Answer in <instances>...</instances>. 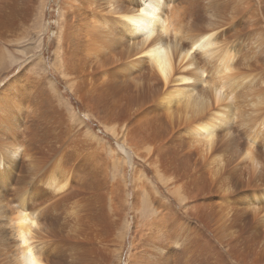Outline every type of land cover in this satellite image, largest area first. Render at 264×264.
<instances>
[{
  "label": "bare ground",
  "instance_id": "1",
  "mask_svg": "<svg viewBox=\"0 0 264 264\" xmlns=\"http://www.w3.org/2000/svg\"><path fill=\"white\" fill-rule=\"evenodd\" d=\"M29 2V0H0V64L7 62L11 66L18 61L16 56H12L9 52L6 43L14 46L19 42L13 37L19 27L24 25L26 17L29 15L26 13ZM257 2L258 5H255ZM257 2L251 0L63 1L54 61L62 69L60 80H65L67 91L74 96L76 103L89 112L96 114L107 112L115 119L118 118V115L122 117V114L126 113L136 115L148 111L145 119L150 120L155 116L160 120L164 119L162 122L167 127L162 130L165 135L172 132L169 141L172 148L184 150L186 155L188 154L186 156L188 162L190 157L194 159L195 156H198L199 158L200 169L199 167L194 168L193 176H189V179L192 178L191 182L196 183L195 186H191L192 197L189 196V199L180 196L176 182L171 184L172 188H168L164 179H159V182L165 186L167 192L177 199L175 201L180 204L179 209H183L190 216L189 219L198 220V224L199 220L203 222L202 225L208 235L210 234L215 239V245L210 242V238L207 239L203 236L204 232L202 233L200 228H193L190 223L174 216L177 211L167 205L168 202L165 205L160 201L158 206L152 204L153 207L148 203L146 205L148 211L139 201V204H134L133 207L131 205L133 212L138 213L134 218L135 225L140 226L139 228L136 226L137 235H139L138 242H136V237L134 238L136 235L132 236L131 244L136 253L129 255L128 264H143L142 258L145 255L154 259L145 264H224L226 260L224 263L219 262V257L221 259L223 254L215 249L216 245L225 246L228 248V250L225 249L227 252H231V249L235 248L237 251L231 254L238 258L241 264H264V159H262L261 153V148L264 147V117H262L264 115V95L261 92H256L254 101L251 103L252 106L249 104L250 109L247 110L252 112L248 116L251 118L249 120L257 123L252 128L247 147L240 150L238 158L232 159L229 156L231 149H227V144L230 141L223 135L230 128V121L233 119L231 116L236 115V113H231L234 100L241 96L240 93L250 92L254 82L250 78L252 75L246 76L245 73H238L239 69H236L235 58L237 59L239 52L234 46L231 47L232 45L225 42V38L223 39L225 33L219 32L221 24L227 22L231 23L229 26L234 28L237 25L239 28H237L238 32L235 31V28L233 30L236 40L244 29L250 30L253 34L256 33L259 30L257 26L260 24L253 9L256 7L258 10L260 7V12H264V0H257ZM242 43L237 40L236 48L242 49ZM28 70L24 67L16 74L15 79L22 80L21 83H18L19 85L24 86L28 79L33 80L26 78ZM44 76L41 75L39 78ZM12 83L17 82L8 81L3 85L0 89V99L3 97L4 89H8ZM46 85H48V91H51L49 97L59 100L57 89L52 86V83H46ZM37 86L33 92L35 100L32 102V106H34L36 101V111L32 112V116H26V123L23 124L25 127L18 126V123L23 121L17 120L19 115L17 112H14V115L8 114L3 118L0 117V186L5 181L11 183V176L15 171H18L17 176H19L17 180L15 179V184L21 183L23 179L21 172L29 176L42 172L31 183L33 191L29 195L30 201H34L37 195L45 196L44 199L52 198L51 202H54L53 198H57L58 201L65 194L78 196L84 189H82L83 184H72L73 176L70 178V173L64 171L67 167L63 171H58L60 170L58 169L59 161L63 156H58L51 169L39 168L40 162L42 164L46 162L40 161L39 156L37 158L34 149L40 143L39 149L36 148V150L41 154L48 151L44 150L42 142L45 138L44 133L50 131V128L47 126V130L44 126L45 132L42 133L43 130L39 127V121L42 120L37 119L43 114L50 115L52 112L49 111L50 107L47 104L50 102L49 100L47 102L46 95H44L47 90L44 93L42 83L40 85L37 83ZM236 90H238L237 94ZM27 106L29 107V105ZM57 106L59 105L57 104ZM45 107L46 109H44ZM118 110L121 112H116ZM236 110H240V107H236ZM240 113H243L244 116L245 112L243 110ZM242 115L240 116L242 117ZM150 116L152 117L150 118ZM122 119L123 117L118 118V120ZM28 122L33 123L35 128L33 133H30V127L26 126ZM248 128L250 130V127ZM108 130L113 135V129L108 128ZM64 131L69 134L68 129ZM182 132L183 135L180 136L182 138L184 136L186 141L180 136L175 137V133L181 134ZM172 134L175 135V138L172 137ZM47 135L46 137H48ZM72 140L71 143L75 146L80 142ZM146 142V140H141L139 144L141 149L143 147L145 150ZM174 142L176 145L173 146ZM58 144L57 142L55 145L48 146L55 148ZM48 146L46 147L48 148ZM51 151L53 153V149ZM47 154L49 153L46 152ZM79 154H82L81 151ZM34 155L36 156L34 157ZM67 156L65 157L67 158ZM45 157L48 159L47 156ZM67 160L70 159L67 158ZM77 160L79 161V159ZM46 166L48 165L46 164ZM190 169L189 171H191ZM102 170L100 175L95 173L91 175L94 180L91 186L95 188V185L99 190L98 181L102 179V183H105L102 193L105 205L103 204L102 209L99 207L90 208L92 211L89 209L88 215L92 220L88 227L81 223L80 212L76 211V207L79 205L73 208L74 211L69 217L72 226H68V232L63 230L62 224L67 226L70 222H63L60 228L51 227L50 224L44 225L45 214L41 209L34 207L30 211L25 207H19L24 209L17 208L18 210L12 209L9 216L5 217L7 219V229L3 231L5 241L0 243L3 246V253V249L8 250L5 251L7 264H65L63 263L65 256L68 259L66 264H103L105 253L109 252L107 244L114 243L112 239L108 241L106 238H110L121 220L125 221L126 199L121 191V178L116 175L113 179L115 182H110L108 177L105 180V169L104 174ZM156 170L155 172L158 174L160 169L156 168ZM5 174H8V178L3 179L2 176ZM83 174H80V178L84 177ZM133 174L135 176L136 170ZM77 175L79 176V174ZM86 177H84L85 180ZM136 178L135 180H137ZM104 180L105 182H103ZM141 180L139 186L145 190V180ZM189 181L188 183H191ZM96 182L98 183L95 184ZM5 185L7 186V184ZM245 188L249 190L247 195L241 191ZM84 191L86 190L84 189ZM207 191L211 197L213 194L211 192L215 191L216 197L222 199V203L218 204L216 201L215 203H206V201L204 203L202 201L204 204H198L200 201L197 199L199 198L198 192H202L203 197H206ZM150 192L148 189L144 195L152 203L156 200L152 199L153 192L149 194ZM136 193L138 194V192ZM88 194H90L89 191ZM239 195H243L242 198ZM83 198L81 196V199ZM136 199L137 195L134 197V200ZM62 200H60L61 203H63ZM85 201L87 200L85 199ZM68 202L70 203L69 199ZM68 202L67 206L75 203V201L70 204ZM93 204L95 205V203ZM72 207L74 206L72 205ZM67 208L71 209V207ZM43 209V211L47 210L46 207ZM160 212L175 217V222L166 220L163 217L164 213L160 214ZM67 213L65 214L67 215ZM61 216L63 215L61 214ZM138 218L143 219L138 220ZM89 230L93 234L94 239L92 240L87 239ZM50 237L58 238V241H53L54 239L52 240ZM85 241L86 243L95 241L97 249L85 248ZM64 243L67 246H64ZM62 249L67 253L63 254ZM211 249L213 255L214 252H218V256L213 260L215 262H211V255H208V250ZM222 259L225 258L222 257ZM6 261H4L5 264Z\"/></svg>",
  "mask_w": 264,
  "mask_h": 264
},
{
  "label": "rangeland",
  "instance_id": "2",
  "mask_svg": "<svg viewBox=\"0 0 264 264\" xmlns=\"http://www.w3.org/2000/svg\"><path fill=\"white\" fill-rule=\"evenodd\" d=\"M29 1H30L29 6L26 9V13L29 14L26 17L27 21L25 20L24 25L21 28L19 27L15 37H13L14 40H18L19 42L17 44H15L14 46H10L8 43H6V46L8 47L9 52L12 54V56H14V57L16 56L18 61L16 63L12 64L11 66L7 62L3 63L4 65L0 64V89L8 81L17 82V83H12V85L8 89H4L3 97L0 99V117L3 118L4 116H6L8 114L14 115V112H17V114H19L21 116L20 117L18 115L17 120L23 121V122L18 123V126L19 127L20 126L25 127V126H23V124L26 123V120H25L26 116L27 115L32 116V112H34V110H35L36 101L34 102V106H32V102L35 100V98L33 97V92L38 87L37 83L39 85H40V83H42L44 93L47 90V93H45L44 95H46L45 98H47V102H48V100L50 102L47 104L51 108V109L49 108V111L52 112L53 118H52V114H50V115L43 114V115H41L42 117H39L37 119V120H42V121H39V127H41L40 128L41 130H43L42 133L45 132L44 126L47 128V130H48V127L50 128V131L48 130V131H46V133H44L45 138L42 142L43 146H44V150L45 149L48 150L46 152L49 154L46 155V152H45V154L44 153L41 154L40 152L37 151L39 149L40 143L37 144L35 146V149H34L35 154H37V158L39 156L40 161H43V163L46 162L44 164H42V162H40L39 168L43 167L44 169L49 170V169H51L52 165L54 163H56L58 156H63L62 160H60L62 162L60 163V161H59L58 169H60V170H58V171L59 172L63 171V169L65 167H67V168H65L66 170L64 169V171H66V173L67 172L70 174L72 173V175L69 174L70 178H72V176H73L72 184L73 185H76L79 183L83 184L82 189L84 188L86 191H84V189H83V191L80 192V194L78 196H75L72 194H65V196H62L63 200H62V198H60L57 201L56 200L57 198H53L54 202H51V201H53V200H51L52 198H47V199L45 198L44 199L45 196L42 197L41 195L35 196L34 201L33 200L30 201L29 195L33 191L31 189V186H32L31 183L42 172L39 174H35V175L33 174L34 176H29L28 174H23L21 172V176L23 177V179H22L21 183L15 184L14 183L15 179L17 180V178L19 177V176H17L18 171H15L13 173V176H11V180H10L11 183L9 181H5L6 183L4 182L3 183L4 185L2 184V186H0V243L5 241L3 231H4V229L5 230L7 229V223H6L7 219L6 218L9 216L12 209H14V210H16L17 208L18 209H24V208H19V207H25V209L28 211H30L32 207L41 209L42 212L45 214V217H44L45 218L44 219L45 224L44 225L47 226L50 224L51 227L53 226L56 228H60L61 224L63 222H68V223L70 222L69 217H71V213H72V211H74L73 208H75L76 206L79 205L78 207H76V209H77L76 211L80 212L79 216H81V218H82L81 223L88 227L90 225V221L92 220L91 217L88 215L89 209L90 208L96 209L97 207L102 209V207L105 205L103 198H102V193L104 192V189H105V183H102V181H101L102 179L98 181L99 183L98 182L95 183V184L98 183V185L100 184L99 190H98L97 186L94 185L95 188L97 187L96 189L91 186L93 181H94V180H92L91 175L94 173L97 175H100L101 174L100 171L103 169L102 173L103 174H104V172L106 173L105 180L108 177L110 182H115V180H113V179H114V176H116V175L119 178H121V182H122L121 191L123 193L124 199H126V204H125V209H126L125 210V213H126L125 217L126 218H125V221L121 220L118 223V226H117L115 232L111 234L109 239L106 238V240H108V241H110L112 239L114 241V243L112 244L111 242H109L107 244L106 247H107V249H109V252L105 253L106 257L103 261V264H105V263L106 264H128L129 263V257L132 254L136 253V251L133 250L134 247L132 246L131 243H132V238H133L132 236H134V235H136V236H134V238L136 237L135 238L136 242H138L137 240L139 239V237H138L139 235H137V227L139 228L140 225H135L134 218H135L136 214H138V213L137 212L134 213L131 208L133 207L134 204L135 205L137 203L139 204V201L142 202L141 205L145 208H146V205H148V203H150L149 206H151L152 204L156 206L158 203H160V201H161V203H163L165 205H166V202H168L167 205H170V207L173 208L174 211L175 210L177 211V214H175L174 216L181 218L182 220H184L187 223H190V225L193 228H196V227L200 228L202 233L204 232L203 236L207 237V239L210 238V240H211L210 242H212L215 245V239H213L210 234L208 235L207 231L205 230V228L202 225L203 222H201V220H199L200 222L198 224L197 223L198 220L192 221L191 219H189L188 217H190V216H188V214L183 209H179L180 204H178L177 201H175L177 199H175L173 195H171L169 192H167V190L165 189V186L161 182H159V179H164V182L166 184H168V188L169 187L172 188L173 185H171V184L176 182L180 196L189 199V196L192 197L191 186L193 187L196 185V183L191 182L192 178L190 177V179H191L190 180L189 176H193L192 170L194 168L199 167L198 156H195L197 158L194 157V159H192V157H190V161L188 162L186 159V156H188V154L186 155L184 150L181 151V149L177 150V148H172L171 143H169V141L171 140V133L172 132L169 135H165L164 130H162L163 128L167 127V125H165L162 122L164 119L160 120L159 117H157V116H155L152 119H150L152 117V116H150V118H149L150 120H148L147 118L145 119V116L148 114V111L141 113V114H136V115H128L127 113L122 114L123 119L118 120V118H122L119 115L117 116L118 118L115 119L112 116H110V114L107 112H104V113L100 112V113L96 114L95 112L87 111L83 106H80L79 103H76L74 96H72L67 91V86L65 85V80L64 79L60 80L62 77V75H61L62 69L60 68V65H57L54 61L56 50H57L56 36L58 37V35H59L58 27H59V23L61 22V16L60 15H61L62 10H63L62 7H63V1L64 0H29ZM251 1L257 2V0H251ZM255 5H258V2ZM262 5H263V3H262ZM255 8L253 9L254 10L253 12L255 15L256 14L258 15V16L256 15V17L259 18L258 21H259L260 25L257 26L259 28V30L253 34L252 32H250V30L248 31V29H244L246 31V33L243 30L241 33V36H237L238 37L237 40H240L243 42L242 43L243 45L241 47L242 49L236 48L237 45H235V42H237V40L235 38L236 36H233V32H235V31L238 32L237 30L239 28L237 27V25L234 27L236 29L235 31H233L234 30L233 27L229 26L231 23H227V22L221 24L222 28L220 27V29H219V32L225 33V37H223V39L225 38L224 39L225 42L230 44V46L232 45L231 47L234 46L236 51L239 52L237 55V59L235 58L236 62L234 60V62L237 64L236 69L237 68L239 69L238 73L239 74L245 73L246 76L252 75L253 77L251 76L250 78L254 82L251 85V91L250 92L244 91V92L240 93L241 96H238V98L234 100L233 107H232L233 110L231 113H234V114L236 113V115L231 116V118H233V119H231V121H230V124H231L230 128L223 135L225 139L230 141L229 144H227V149L228 148L231 149V151L229 152V156H231L232 159L238 158L240 150L247 147V145L250 142V133L252 132V128H254L255 124L257 123L255 121L253 122V121L249 120L251 118L248 116H250L252 114L251 110H247V109H250L249 104L252 106L251 103L254 101V95L256 92H261L264 95V12H262V13L260 12L261 11L260 7L258 8V10H257V8L255 10ZM204 16H207V15H204ZM247 17H250V16H247ZM233 42H234V45H233ZM29 49H31V50H29ZM241 52L243 54H240ZM28 54H31V55H28ZM241 55H244V56H241ZM240 60H241V62H239ZM243 61H244V63H243ZM6 65H8V66L4 67ZM245 65H246V67H245ZM8 67H10V68H8ZM24 67H25V69H29L27 71V77L26 78H32L33 80L28 79L27 83L24 86H21L22 84L19 85L18 83H21L22 80L21 79H15V77H16V74L18 72H20ZM58 69H59V71H58ZM242 71H243V73H242ZM46 74H47V76H44ZM41 75L44 76V77H42L43 79L39 78ZM46 83L47 84L52 83V86L57 89L59 100L56 99L55 97H54L55 99L54 98L52 99L51 97H49L50 96L49 92H51V91H48V85H46ZM241 84H243V83H241ZM44 85H46V86L44 87ZM238 90H239V88H238ZM238 90L235 91L236 94H237ZM51 96H52V94H51ZM61 97H63V98L61 99ZM235 102H236V104H235ZM65 103L67 105L68 104H70V105L67 106ZM57 104L60 107L57 106ZM27 105H29V107ZM238 105H240V106H238ZM26 107H28V108H26ZM236 107L237 108L240 107V110H236ZM44 109H46V107ZM243 110L245 112L244 116L242 115L243 113L242 114L240 113V112H243ZM116 112L119 113L121 111L118 110ZM34 114H36V113H34ZM114 115H115V112H114ZM240 115H242L243 118ZM245 115H246V117H245ZM124 117H126V118H124ZM262 117H264V115ZM247 121H248V124H247ZM26 126L30 127V131H29L30 133L34 132L35 128L33 126V123L28 122V124H26ZM234 126H235V128H234ZM251 126H253V127H251ZM248 127H250V130ZM108 128L113 129V132H112L113 135L111 134L110 130H108ZM231 128H233V129L231 130ZM67 129H68L69 134L67 133V131H66V133H64L65 132L64 130H67ZM70 130L72 131V133ZM59 131H61V132H59ZM179 132H181V131H179ZM47 133H48V135H47ZM165 133H166V131H165ZM232 133H235V134L233 135ZM45 134L48 137H46ZM175 134H176V136L174 134H172V137H174V136L178 137L180 135H183V132L181 134H178V133H175ZM38 135H41V134H38ZM66 135H69L70 137L66 136ZM71 135H73L75 138L73 136L71 137ZM63 136H66V137H63ZM180 137L182 138V136H180ZM48 138H51V139H48ZM52 138H54L55 141L57 139V141L55 142L54 139H52ZM69 138L71 140L72 139L74 141L78 140L80 142L77 146H75L71 143V140ZM247 138H249V139H247ZM62 139H64V140H62ZM182 139L186 141L184 136ZM50 140L51 141L53 140L54 142L53 141L49 142ZM141 140L142 141L146 140L147 142L149 141L148 143L146 142V144H145V150L146 151L143 150V147L141 149V147L139 146ZM45 141H46V143H45ZM57 142L59 143L57 146H55V148L58 147L57 149L48 146L50 144L55 145V144H57ZM133 142H136V143H133ZM64 143H65V145H64ZM174 143L175 144H172L173 146L176 145V142H174ZM233 143H236L238 146L233 144ZM67 144H68V146H67ZM45 145L48 146V148ZM66 146L68 147V149ZM138 147H140V148H138ZM232 147H234V148L232 149ZM36 148H37V150H36ZM49 148L53 149V153L51 151L52 149L50 150ZM71 148H73V149H71ZM87 148H90V149H87ZM66 149H67V151H65ZM70 150H72V151H70ZM87 150H89V151H87ZM261 150H262L261 153L263 156L262 159H264V147H263V149L261 148ZM80 151L82 154H79ZM83 151H85V152H83ZM86 151H87V153H86ZM91 151H93L94 153ZM65 152H67L68 154ZM90 152H91V155H90ZM261 153H260V155H261ZM77 154H78V157H76ZM41 155H45L47 157L50 155L51 157L50 158L48 157V159H49L48 160L45 156L41 157ZM66 155H68L67 158L70 160H67V158L65 157ZM35 156L36 155H34V157ZM90 156H92V158H90ZM75 157L77 159H79V161ZM44 158H46V159L44 160ZM71 158H73V159H71ZM143 158L148 159L149 161L148 160L145 161ZM154 160H156V161L154 162ZM82 161H84V163L87 165L82 163ZM87 161H89V162L92 161V162L89 163ZM93 162H94V164H93ZM41 164H42V166H41ZM46 164L48 166H46ZM61 164H62V166H60ZM233 164H235V163H233ZM100 165H102V166H100ZM61 167H63V168H61ZM99 167H101L102 169ZM155 167L160 169V171H158V174L155 172V171H157ZM68 168H69V171H68ZM77 168H80V169L77 170ZM89 169H90V171H89ZM104 169H105V171H104ZM189 169L191 171H189ZM199 169H200V167H199ZM135 170H136V174L134 176L133 173ZM78 171H79V173H78ZM150 171H152V172H150ZM35 172H37V171H35ZM76 173L79 174V176ZM81 173L85 174V175L83 174L82 176H84V177L87 176L86 180L84 177L80 178ZM74 174H76V175L74 176ZM24 175H26V176H24ZM7 176H8V174H5L4 176H2V178L5 179ZM138 176H139V178H136ZM135 178L137 180H135ZM140 178L145 180V184H146V185L144 184V187L146 186V188H144L145 190H143L142 187L139 186V181H142ZM105 180L103 182H105ZM83 181H86V182H83ZM136 181H137V183H136ZM188 181L191 183H188ZM5 184H7V186ZM103 184H104V186H103ZM1 187H3V189H1ZM87 189H89L88 191L90 194H88ZM146 189L147 190L149 189V192L151 191L149 194H151L153 192L151 194V197H152V199H155L156 201H153L151 203V202H149L150 200L149 201L147 200V197H145V195H146L145 192H147ZM2 190H5V191H2ZM91 190H93V191L91 192ZM241 191H243L245 193V195H247V193L249 192V190L246 188L244 190L242 189ZM136 192H138L139 196ZM201 193L202 192H198L199 198H197V199L200 200L198 202V204L203 203V202L205 203V201H206V203L207 202H214L215 203V201H216V203L220 204V202L222 201V199H220L219 197H216L217 193H215V191L211 192L214 194V195L211 194L212 197L209 195V192H208L206 197H203V195ZM244 193H242V194L244 195ZM136 195H137V199L134 200V197ZM66 196H68V197L66 198ZM81 196H82V198L83 197L84 198L81 199ZM91 196H92V198H91ZM242 196L239 195V197H241V198H242ZM88 197H89V199H88ZM209 197H211V198L209 199ZM78 198H80V200H78ZM68 199H69L70 203L75 201L76 204L73 202L75 205L71 203L74 207H72V205L68 202ZM85 199L87 201H85ZM211 199L212 200L214 199V200L212 201ZM60 200H62L63 203H61ZM83 200L87 203L89 201L90 202L88 204H86ZM240 200H242V199H240ZM91 201L93 203H95V205ZM171 201H172V203H171ZM58 202H60V203H58ZM67 202L70 205L67 206ZM82 202H84V203H82ZM80 203L82 204V206L84 208L81 206ZM90 203H91L90 206H92V207L89 206ZM83 204L85 206L86 205H88V206L85 207ZM52 205H54V206H52ZM65 205L67 207H71V209L67 208ZM131 205H132V207H131ZM153 205H152V207H153ZM193 205H195V204H193ZM55 206H56V208H55ZM59 206L61 207V209H59L60 208ZM200 206H202V205L200 204ZM200 206H198V207H200ZM43 207H46L47 210L43 211L44 210ZM87 207H89V208L86 209ZM146 209L149 211L148 208H146ZM51 210H53L52 211L53 213L51 212ZM147 210H144V211L146 213H148ZM90 211H92V209H90ZM64 212L65 213L68 212L67 215ZM161 213L163 214L164 212H160V214ZM61 214L63 216H61ZM86 214H87V216H86ZM148 214H150V213H148ZM84 216L86 217V219ZM163 217L166 220L167 219L171 220L172 223L175 222V217L168 216V213H164ZM88 219H89V221H88ZM140 219H143V218H140ZM140 219L138 218V220H140ZM62 226L64 227L63 230L65 232H68V229H69L68 226H72V224L70 222L69 225L65 226V224L63 223ZM66 229H67V231H66ZM92 236H93V234L89 230L87 239H89V240L94 239ZM50 238L52 239V237H50ZM53 239H52L53 241H58V238L56 239L54 237ZM94 242L95 241H93V242L88 241L86 243V241H85V244L87 245V246L85 245V248H87V249H88V247L91 249L96 248L97 245ZM1 244H0V264H5L4 263V261H6V255H5L6 252L5 251H8V250L3 249V251H4V253H3L2 252L3 246H1ZM62 246H63V244H62ZM64 246H67V244L64 243ZM108 246H110V247H108ZM215 249L217 251L219 250L218 252L221 251L222 252L221 254H223V255H221V259L219 257V262L224 263V260H226L224 264H227V263L228 264H233V263L234 264H241V262H239L238 258L232 256V254L237 251L235 248L231 249L232 250L231 252H227L228 248H225V246L219 247L216 245ZM225 249H227V250H225ZM208 251H209L208 255H211V262H215L213 260H215L214 258L216 256H218V252L217 251L214 252V255H213L212 249L208 250ZM62 253L65 254L67 252H64V249H62ZM65 257L66 258H64V256H61V258H64L63 263L66 264V260H68V259H67V256H65ZM222 257L225 259H222ZM233 258H236L238 260L233 259ZM150 260L153 261L154 259L147 257V255H145V257L142 258L143 264H145L146 262H148ZM6 264H7V261H6ZM220 264H222V263H220Z\"/></svg>",
  "mask_w": 264,
  "mask_h": 264
}]
</instances>
